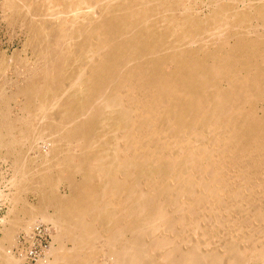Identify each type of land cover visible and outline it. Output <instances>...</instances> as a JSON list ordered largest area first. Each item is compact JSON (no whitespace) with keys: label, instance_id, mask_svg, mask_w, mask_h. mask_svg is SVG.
<instances>
[{"label":"bare ground","instance_id":"1","mask_svg":"<svg viewBox=\"0 0 264 264\" xmlns=\"http://www.w3.org/2000/svg\"><path fill=\"white\" fill-rule=\"evenodd\" d=\"M3 4L38 50L0 84V264L38 218L43 264H264V0ZM37 116L39 171L18 157Z\"/></svg>","mask_w":264,"mask_h":264},{"label":"rangeland","instance_id":"2","mask_svg":"<svg viewBox=\"0 0 264 264\" xmlns=\"http://www.w3.org/2000/svg\"><path fill=\"white\" fill-rule=\"evenodd\" d=\"M4 7L5 6L3 4V0H0V57H2V58L4 57L3 61H2L4 63H1V65H0V81L2 80L0 82V84H2V85L4 84V89H7L8 86H6L4 83L5 79H9L12 75H15L16 73H18L20 71V69H22V67L27 62H29L31 60V57H33L32 55H34V51L38 50V48H34V49L31 48V46L29 44H27L25 41L27 39V35H28L26 24L28 21H31L30 20L31 16L29 14L26 15L27 13H23V11L18 13V15H16V14L11 15L10 11L9 10L7 11L6 8H4ZM196 10H198L201 14H202V12H203V14L207 13V9L204 8V6L203 7L198 6V8H196ZM33 16L35 19L40 18L37 15H33ZM45 16H47L48 18ZM45 16H44V18L45 19L47 18V21H49L50 18L52 20V16H50V15H45ZM35 21H37V20H34V22ZM9 55H11V56H9ZM28 58L30 60H28ZM9 60H10V62H9ZM23 60H25V61H23ZM26 60H28V61H26ZM8 62H9V64H8ZM5 64L7 65V68H6V66H4ZM1 69H3V70H1ZM7 69H8V71H7ZM2 71H4L3 72L4 74L2 73ZM10 73H11V76H10ZM4 77H5V79H4ZM38 119H39V117L37 116L36 119L34 120L35 124L33 125V127L32 126L29 127L27 129V131L25 130L26 132L24 134H27V136H29L30 139H25V140H27V142L25 140H23L24 142H23V144L19 150L20 155L18 157H20L21 160H23L24 163L28 164L30 167H32V168L35 167L36 170L40 168L39 170H41L43 168L42 166H44L41 164V161H42V155H43L44 150H45V147H44L45 145H43V144H45V142L42 144L40 141L43 139L42 137L45 136V133H43V131H41V129L43 130V128H44V127H41L42 121L41 120L39 121ZM39 133H41V135H39ZM38 136H39V138L37 139ZM31 137H33V138H31ZM42 142H43V140H42ZM26 152H28V153H26ZM12 159H13L12 156L11 157H10V155L6 156L5 151L0 149V188H1L0 191H2V192L6 191L8 193L10 190V184L8 183V181H9L11 174H12V168H11ZM40 165H41V167H39ZM39 170H37V171H39ZM51 171H52V173H54V172L57 173L56 170L55 171L51 170ZM33 178H34L33 181H39L40 182V173L38 172V175L35 174L33 176ZM73 179L78 180L79 175L74 174ZM52 182L53 181H51V182L49 181V183L42 184L40 187L41 189L35 187V185L34 186H32V185L27 186V189L25 188L24 192H21V197L23 196L22 201L24 203H36L38 198L41 196L42 192L48 193L50 190H51V192L55 191V193L57 195H61L65 189L64 184L61 183V184L55 185V183L52 184ZM7 185H9V186H7ZM49 186H51V187H49ZM52 186H53V188H52ZM7 201H8V203H7ZM8 207H9V200L6 198V196H0V227H2L1 218L7 214L6 212L8 210ZM47 212H51V209L48 208V210H46V212H44V213H47ZM52 230L54 231V228H52V225H50V223L43 222L42 220H40V218H38L36 220V223H34V226H33L32 238L27 237L28 235H26V233H23L22 231L19 232V235L17 236L18 247L16 246V248L15 247L12 248V252H14V251L16 252L17 248H19L21 246L27 252V258L24 261V264H43L44 263L43 262L44 261V255H45L44 253H46V252L48 253V251H47L49 248L48 245L53 244V246H54V241L51 242L52 241V235L51 234H53ZM0 236H1V229H0ZM28 239L32 240V241L28 242L27 241ZM45 259H46V257H45Z\"/></svg>","mask_w":264,"mask_h":264}]
</instances>
